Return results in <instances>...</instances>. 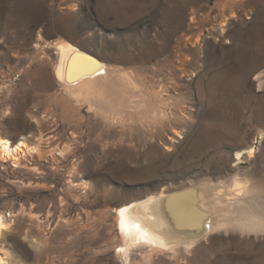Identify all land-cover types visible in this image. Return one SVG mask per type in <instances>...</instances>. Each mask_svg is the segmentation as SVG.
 Wrapping results in <instances>:
<instances>
[{
    "label": "rangeland",
    "instance_id": "obj_1",
    "mask_svg": "<svg viewBox=\"0 0 264 264\" xmlns=\"http://www.w3.org/2000/svg\"><path fill=\"white\" fill-rule=\"evenodd\" d=\"M60 40L134 71L163 116L74 106L54 74ZM0 135L38 148L0 159L11 264H127L115 211L161 192L212 196L239 178L264 206V0H0ZM192 251L150 264H264V235L217 232Z\"/></svg>",
    "mask_w": 264,
    "mask_h": 264
},
{
    "label": "bare ground",
    "instance_id": "obj_2",
    "mask_svg": "<svg viewBox=\"0 0 264 264\" xmlns=\"http://www.w3.org/2000/svg\"><path fill=\"white\" fill-rule=\"evenodd\" d=\"M53 48L58 59L54 69L56 80L74 106H86L99 117L117 123L144 122L163 116L153 94L147 92L134 71L111 70L66 40L54 43ZM172 133L176 137L181 135L176 128ZM169 141L165 144L166 150L171 149L175 137H170ZM35 150L38 148H31L25 141L13 145L0 135L2 161L10 159L19 164L21 153ZM194 189H187L172 199L171 194L161 192L116 209L122 241L118 253L127 264H132L131 255L137 250L145 251V257L137 264H150L155 254L179 251L192 254L196 246L207 243L217 232L264 235V206L252 196L255 190L249 181L235 178L227 190L217 189L215 194L212 191V196L207 195L205 188ZM10 224L6 214L1 212L0 236ZM9 257L4 251L0 264H11Z\"/></svg>",
    "mask_w": 264,
    "mask_h": 264
},
{
    "label": "water",
    "instance_id": "obj_3",
    "mask_svg": "<svg viewBox=\"0 0 264 264\" xmlns=\"http://www.w3.org/2000/svg\"><path fill=\"white\" fill-rule=\"evenodd\" d=\"M81 50V49H80ZM82 51V50H81ZM84 52V51H83ZM86 53V52H85ZM90 56V55H89ZM91 57V56H90ZM91 58H93V57H91ZM94 60H95V58H93Z\"/></svg>",
    "mask_w": 264,
    "mask_h": 264
}]
</instances>
